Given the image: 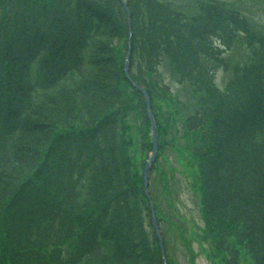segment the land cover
<instances>
[{
  "label": "trees",
  "instance_id": "16d2710c",
  "mask_svg": "<svg viewBox=\"0 0 264 264\" xmlns=\"http://www.w3.org/2000/svg\"><path fill=\"white\" fill-rule=\"evenodd\" d=\"M126 1L0 0V264H165L151 199L178 264L173 240L191 242L169 149L195 165L215 256L264 264V0ZM131 31L160 134L151 199Z\"/></svg>",
  "mask_w": 264,
  "mask_h": 264
},
{
  "label": "rangeland",
  "instance_id": "374dc122",
  "mask_svg": "<svg viewBox=\"0 0 264 264\" xmlns=\"http://www.w3.org/2000/svg\"><path fill=\"white\" fill-rule=\"evenodd\" d=\"M236 56L239 59L244 57L245 52L241 48L236 50ZM231 53V52H228ZM216 81L219 86H223L228 78V73L223 69L215 72ZM179 88V86H177ZM177 90V89H176ZM161 165L165 169L172 170L175 176L180 178L183 191L180 196L182 202L180 209L186 214L188 221L186 222L187 235L190 237L189 242L191 252L186 250V245L176 236L172 242L173 249L171 253L174 254L178 264H225L221 262L219 257H216L213 244L209 238L204 237V220L202 219V212L199 206L200 197L198 194L197 183L194 181L195 165L191 164L190 160L184 161L171 149L164 153L161 159ZM197 190V191H196ZM244 253L243 251H241ZM245 254V253H244ZM241 264H251L250 259L246 256H241Z\"/></svg>",
  "mask_w": 264,
  "mask_h": 264
},
{
  "label": "water",
  "instance_id": "95a60500",
  "mask_svg": "<svg viewBox=\"0 0 264 264\" xmlns=\"http://www.w3.org/2000/svg\"><path fill=\"white\" fill-rule=\"evenodd\" d=\"M122 1H124L126 9L129 12L128 2L126 0H122ZM130 20L131 19L129 18V23H130ZM131 35H132V32H131ZM129 45L130 46H129L128 53L126 55L127 58H126V62H125L126 76H127V78H129L132 81V83L137 87V89H139L145 95V100H147V109L149 111V116H150V122H152V133H153L154 147H153V150L150 154L149 159L147 160V162L145 164V170H144V175H143V177L145 179V188L147 191V196H148V198H150V190L148 188L149 174H150V171L152 168L151 165H152L153 161L157 158V153H158V149H159V144H158L159 132H158L157 125L155 122L153 111L151 109V100H150V95H149L148 90L145 87H143L140 83H138L134 78H131V75H130V70H131L130 63H131V51H132L131 38L129 41ZM151 210H153V221H154L156 231L158 232V236L161 239V246L164 247V243H163V239H162V233L160 232L159 224H158L157 217H156V210L154 207V201L152 199H151Z\"/></svg>",
  "mask_w": 264,
  "mask_h": 264
}]
</instances>
